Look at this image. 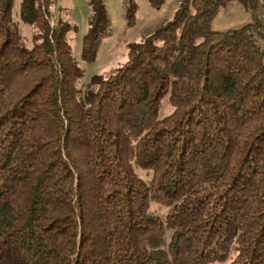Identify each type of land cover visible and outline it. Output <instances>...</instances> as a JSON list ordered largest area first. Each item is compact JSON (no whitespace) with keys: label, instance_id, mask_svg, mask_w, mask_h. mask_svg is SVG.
Here are the masks:
<instances>
[{"label":"trees","instance_id":"1","mask_svg":"<svg viewBox=\"0 0 264 264\" xmlns=\"http://www.w3.org/2000/svg\"><path fill=\"white\" fill-rule=\"evenodd\" d=\"M87 1L93 62L109 22ZM225 1L184 0L82 85L59 0L21 1L31 48L0 0V264H264V0L217 32Z\"/></svg>","mask_w":264,"mask_h":264},{"label":"rangeland","instance_id":"2","mask_svg":"<svg viewBox=\"0 0 264 264\" xmlns=\"http://www.w3.org/2000/svg\"><path fill=\"white\" fill-rule=\"evenodd\" d=\"M21 1L15 0L14 2V20L25 44L31 48L36 31L20 21ZM183 1L166 0L164 7L156 10L150 6L148 0H134L137 12L135 21L130 25V20L127 17L130 0H103L108 15V30L95 60L86 62L82 59V42L89 29L91 10L88 1L59 0V5L55 6L53 10L56 14L55 19L60 17L76 28V32L69 36V40L73 48V55L84 71L82 85L88 84L96 75H102L105 78L114 75L128 59V46L142 42L159 28L172 22ZM259 17L264 19V12H261ZM253 21L252 13L244 0H226L221 5L212 28L217 32H227L243 28ZM258 44L264 47V32L263 36L258 39ZM170 112L171 108L166 101L164 115L166 116ZM153 210L161 215L166 213L165 210L156 206H153Z\"/></svg>","mask_w":264,"mask_h":264}]
</instances>
